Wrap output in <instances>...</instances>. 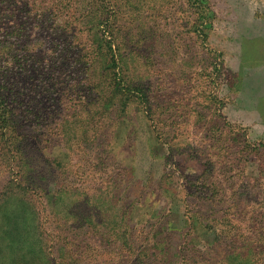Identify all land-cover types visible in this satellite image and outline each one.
Here are the masks:
<instances>
[{
    "label": "rangeland",
    "instance_id": "374dc122",
    "mask_svg": "<svg viewBox=\"0 0 264 264\" xmlns=\"http://www.w3.org/2000/svg\"><path fill=\"white\" fill-rule=\"evenodd\" d=\"M0 192V264H264V0H0Z\"/></svg>",
    "mask_w": 264,
    "mask_h": 264
},
{
    "label": "trees",
    "instance_id": "16d2710c",
    "mask_svg": "<svg viewBox=\"0 0 264 264\" xmlns=\"http://www.w3.org/2000/svg\"><path fill=\"white\" fill-rule=\"evenodd\" d=\"M5 119H6V118L3 117V120H5ZM3 122H4V121H3ZM17 181H18V180H16V182H17ZM24 184H26V183H21V186L24 187V188H26V189L29 188V189L32 190V191L45 192V191H44L45 189H43V188H40V187H32V186H30V185H27V186L25 185V186H26V187H25ZM3 188H4V187H3ZM3 188H2V189H3ZM0 193H1V192H0Z\"/></svg>",
    "mask_w": 264,
    "mask_h": 264
}]
</instances>
